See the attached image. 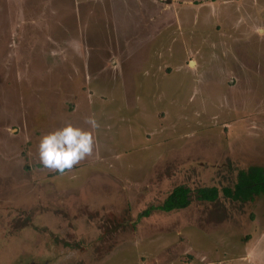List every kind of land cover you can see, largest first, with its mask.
<instances>
[{
    "label": "rangeland",
    "instance_id": "obj_1",
    "mask_svg": "<svg viewBox=\"0 0 264 264\" xmlns=\"http://www.w3.org/2000/svg\"><path fill=\"white\" fill-rule=\"evenodd\" d=\"M69 123L92 153L42 167L40 137ZM248 166L264 0H0V264H264V196L221 193ZM179 185L219 198L140 217Z\"/></svg>",
    "mask_w": 264,
    "mask_h": 264
},
{
    "label": "trees",
    "instance_id": "obj_2",
    "mask_svg": "<svg viewBox=\"0 0 264 264\" xmlns=\"http://www.w3.org/2000/svg\"><path fill=\"white\" fill-rule=\"evenodd\" d=\"M221 193L224 198L239 202H253L259 195L264 196V168L248 166L240 170L233 188L225 187L221 189ZM218 198L219 190L216 187H201L192 191L187 186L179 185L172 189L161 204L149 206L142 211L140 217L147 218L154 211L170 213L184 210L191 205L193 200L214 203Z\"/></svg>",
    "mask_w": 264,
    "mask_h": 264
},
{
    "label": "clouds",
    "instance_id": "obj_3",
    "mask_svg": "<svg viewBox=\"0 0 264 264\" xmlns=\"http://www.w3.org/2000/svg\"><path fill=\"white\" fill-rule=\"evenodd\" d=\"M188 66L194 70L195 60H190ZM85 122L92 130L99 128L94 116L88 117ZM93 147L92 131L69 123L41 136L37 144V155L42 167L63 173L90 155Z\"/></svg>",
    "mask_w": 264,
    "mask_h": 264
},
{
    "label": "crops",
    "instance_id": "obj_4",
    "mask_svg": "<svg viewBox=\"0 0 264 264\" xmlns=\"http://www.w3.org/2000/svg\"><path fill=\"white\" fill-rule=\"evenodd\" d=\"M240 81V80H239ZM234 78L232 77V76H227L225 79H224V86L226 87V89L228 90V91H230V90H233V88L235 87V84H234ZM240 83V82H239ZM241 89L243 90V92L246 94V93H248V91L250 90V86H245V85H242L241 86ZM234 143V145H235V142H233ZM231 149H233V148H231ZM153 213V212H152ZM148 218V217H147ZM252 248V247H251ZM253 250V248L252 249H250L249 251H252ZM254 251V250H253ZM246 253V252H245ZM253 255H254V253H252ZM248 255L249 254H246V256H247V258H248ZM245 264H249V263H245ZM250 264H253V263H250Z\"/></svg>",
    "mask_w": 264,
    "mask_h": 264
}]
</instances>
